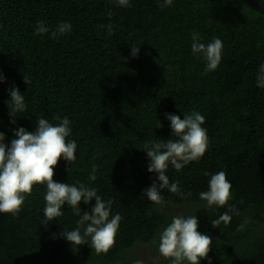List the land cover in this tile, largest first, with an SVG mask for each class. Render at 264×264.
I'll use <instances>...</instances> for the list:
<instances>
[{
    "label": "trees",
    "instance_id": "1",
    "mask_svg": "<svg viewBox=\"0 0 264 264\" xmlns=\"http://www.w3.org/2000/svg\"><path fill=\"white\" fill-rule=\"evenodd\" d=\"M162 4L0 0L4 143L10 146L20 127L34 132L39 118L57 125L56 116L67 117L72 128L67 140L77 143L76 160L70 165L61 159L54 180L95 188L105 201H114L111 215L122 216L107 254L97 255L87 243L73 248L60 234L75 230L80 217L64 205L63 215L45 227L47 189L35 185L18 215L0 213V264H171L159 254V235L174 216L192 215L198 231L213 241L211 264H264V88L256 84L264 64V13L249 0ZM37 22L49 32L36 35ZM61 22L70 23L71 31L53 38L51 31ZM194 32L202 43L214 38L223 43L218 68L207 74L203 58L192 54ZM133 46L140 49L137 57ZM13 87L26 104L25 111L15 113V124L8 103ZM193 110L205 117L206 153L180 171L169 164L166 172L170 183L178 182L191 196L164 189L163 203L156 205L144 194L159 181L148 171L150 159L143 150L154 140L175 139L165 113L184 119ZM93 164L97 179L90 181ZM219 171L232 185L231 199L207 209L199 193ZM94 205L95 199L82 201L80 208L90 212ZM233 206L231 222L214 227L211 221ZM241 224L243 230L237 231Z\"/></svg>",
    "mask_w": 264,
    "mask_h": 264
},
{
    "label": "clouds",
    "instance_id": "2",
    "mask_svg": "<svg viewBox=\"0 0 264 264\" xmlns=\"http://www.w3.org/2000/svg\"><path fill=\"white\" fill-rule=\"evenodd\" d=\"M121 7H130V0H113ZM173 0H163V7L171 6ZM111 17L112 13H108ZM101 27H104L103 25ZM107 34H113L114 25L109 23ZM70 23L61 22L56 29L51 31L53 38L64 35L71 31ZM49 28L44 22H37L36 35L47 34ZM199 33H193L191 45L192 54L202 57L206 63L205 74L216 70L222 59L223 43L219 38H214L210 43L201 42ZM139 47H131L133 57L139 54ZM5 77L0 74V82ZM24 82L31 85L28 75L24 76ZM256 84L264 88V64L259 68ZM10 93V116L15 124V113L26 110L24 97L18 87L9 89ZM170 121V127L175 139L165 142L162 139L154 140L146 144L143 151L150 159L149 172L157 173V181L151 187L145 189L146 197L156 205L163 203L161 190L179 195L181 198L191 196V192L185 193L180 190L178 182L170 183L166 174L169 164L176 171H180L190 162L199 161L206 153L208 147L207 131L202 125L205 117L198 111L193 110L190 114H184V119L174 114L165 113ZM55 119L60 123L51 124L47 119L39 118L34 132H29L20 127L15 131V139L11 145L4 143L5 135L0 132V213L18 215L22 210L27 196L32 194L35 185H46L44 196L45 207L43 210L44 220L42 224L47 227L53 221L63 215L62 208L68 205L72 213L80 218L77 220L78 227L75 230H64L60 234L72 247L89 244L97 255L107 254L114 246L115 237L119 230L122 216L117 213L111 215L114 201H105L97 194L95 188L80 183L79 187L71 184L59 183L54 180V169L63 159L68 164L76 160V141H68L72 134L70 121L67 117L62 120L59 116ZM158 127L162 125L158 122ZM71 167L68 169L70 173ZM97 167L92 166L89 176L90 181H95ZM209 175V173H205ZM232 185L228 181L226 173L219 171L211 175L208 190L199 193V198L206 201V208L213 206L224 207L231 199ZM95 199V205L90 212H82L80 203L91 204ZM234 206L228 212L212 220L214 227L219 228L223 222L225 225L231 222L229 212L234 211ZM82 213V214H81ZM238 214V213H237ZM241 224L237 231H241ZM90 238V239H89ZM212 239L198 231V219L196 215L184 217L174 216L172 222L160 233L158 251L171 264H200L203 259H211L208 256L212 247ZM134 264H143L142 260H136Z\"/></svg>",
    "mask_w": 264,
    "mask_h": 264
},
{
    "label": "water",
    "instance_id": "3",
    "mask_svg": "<svg viewBox=\"0 0 264 264\" xmlns=\"http://www.w3.org/2000/svg\"><path fill=\"white\" fill-rule=\"evenodd\" d=\"M251 5L259 12L264 13V5L259 0H249Z\"/></svg>",
    "mask_w": 264,
    "mask_h": 264
}]
</instances>
